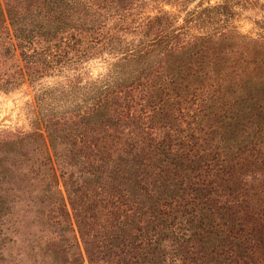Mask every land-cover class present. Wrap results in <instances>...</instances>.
Wrapping results in <instances>:
<instances>
[{"label": "trees", "instance_id": "1", "mask_svg": "<svg viewBox=\"0 0 264 264\" xmlns=\"http://www.w3.org/2000/svg\"><path fill=\"white\" fill-rule=\"evenodd\" d=\"M151 1L0 0V90L33 91L0 180L45 216L52 264H260L241 235L264 240V40L188 36Z\"/></svg>", "mask_w": 264, "mask_h": 264}, {"label": "rangeland", "instance_id": "2", "mask_svg": "<svg viewBox=\"0 0 264 264\" xmlns=\"http://www.w3.org/2000/svg\"><path fill=\"white\" fill-rule=\"evenodd\" d=\"M224 3H227V6L219 8L220 12L218 8L213 7ZM161 7L175 16L176 23H181L183 17H188V31H186L188 36L226 23L243 34L241 41L249 43L250 38L264 40V0H169V2L156 0L151 1L147 10L150 13L157 12ZM241 43L230 41L231 49L228 48L231 53L230 60L241 58V55L235 52L240 48ZM107 64V61L100 56L87 60L83 68L84 76L86 74L97 76L106 70ZM32 94V88L27 81L19 83L13 89L0 90V136L10 137L18 130L30 129ZM6 181L0 180V197L2 195L3 198L0 203L4 208L3 215L0 213V264H52L45 253L43 241L48 233L43 221L45 216L38 219L28 207L22 208L26 202H22L17 207L12 199V183ZM66 205L70 210L68 201ZM54 214L59 216L56 212ZM245 226L259 228L257 223H246ZM243 232L244 234L241 235L243 245L253 246L251 249L255 256L252 259L264 264V240L258 241L253 230L245 231L244 228ZM69 234L78 235L75 225L74 231L69 230ZM75 242L76 238L72 237L71 247L78 251L81 244L78 246ZM78 242H80L79 238ZM85 263H87L86 258Z\"/></svg>", "mask_w": 264, "mask_h": 264}]
</instances>
